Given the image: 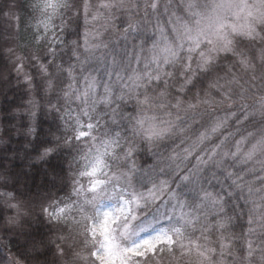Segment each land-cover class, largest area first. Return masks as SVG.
<instances>
[{"label":"snow or ice","instance_id":"obj_1","mask_svg":"<svg viewBox=\"0 0 264 264\" xmlns=\"http://www.w3.org/2000/svg\"><path fill=\"white\" fill-rule=\"evenodd\" d=\"M0 20V95L23 97L0 106L2 264H264V0H0Z\"/></svg>","mask_w":264,"mask_h":264},{"label":"trees","instance_id":"obj_2","mask_svg":"<svg viewBox=\"0 0 264 264\" xmlns=\"http://www.w3.org/2000/svg\"><path fill=\"white\" fill-rule=\"evenodd\" d=\"M5 23L3 20H0V27H5ZM72 28H75L76 25L75 23H73L71 25ZM21 35L25 38V39H30V36L24 32L21 33ZM70 38H74V37H70ZM8 64H7V60L5 59V57L3 55H0V72H5L6 74V70H7ZM14 83V80H13ZM7 97L8 99L5 100V97L3 95H0V106H3L9 102L15 104H19L21 102V100L23 99V97L21 96V94L19 92H13V91H9L7 92ZM43 123H42V127L44 129H48L49 127H52L54 129V124L52 123V121L50 119H46L44 117H41ZM23 145V140L18 137V136H13V147H21ZM70 159V157H68L66 154L62 155L61 157H58L56 159H54L53 161H51V165L55 166L57 169V172L60 173V176L62 177V179H58L55 182V186H52L51 181H49L48 183V188H50L52 194L54 196L57 197H63L66 196L69 192H70V184L68 182L67 179V163L68 160ZM16 164H19V161H16ZM46 167L45 165L42 164H37L34 166L33 171L35 173H38L39 170H41L42 168ZM8 212H5L4 215H8ZM47 228V226L45 225V229ZM21 240L22 238L20 237H15V238H11V239H7L6 238V242L8 243L9 247L13 250L16 251V249L20 246L21 244ZM6 258V252L5 253H0V264H2V262L5 260Z\"/></svg>","mask_w":264,"mask_h":264}]
</instances>
